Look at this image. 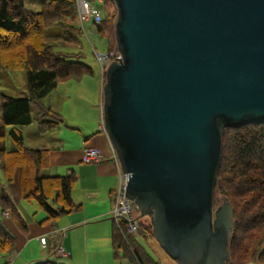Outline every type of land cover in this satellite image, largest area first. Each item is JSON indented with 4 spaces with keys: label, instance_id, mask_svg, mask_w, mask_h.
<instances>
[{
    "label": "water",
    "instance_id": "water-1",
    "mask_svg": "<svg viewBox=\"0 0 264 264\" xmlns=\"http://www.w3.org/2000/svg\"><path fill=\"white\" fill-rule=\"evenodd\" d=\"M113 2L104 127L127 196L174 261L231 264L234 209L214 195L225 129L264 123V0Z\"/></svg>",
    "mask_w": 264,
    "mask_h": 264
},
{
    "label": "trees",
    "instance_id": "trees-1",
    "mask_svg": "<svg viewBox=\"0 0 264 264\" xmlns=\"http://www.w3.org/2000/svg\"><path fill=\"white\" fill-rule=\"evenodd\" d=\"M27 0H0V71L24 70L27 94H0V212L27 231V224L12 201L7 186L21 170L20 197L36 203L46 214L40 224H53L63 216L82 209L73 198L77 177H46V151L25 146L21 127L37 122L40 130L57 128L61 117L42 101L60 82L82 81L94 76L85 62L83 33L78 23L76 0H48L39 12L26 8ZM103 19L96 25L107 50L117 47L118 9L113 0H101ZM56 30L57 33H53ZM37 110L36 116L32 107ZM14 148H8V140ZM223 160L217 176L214 204L225 197L234 209V231L230 243L231 264H264V123L227 128L223 136ZM138 237L127 235V224L114 222V258L131 264H161L141 240L155 239L153 226L140 216ZM17 238L0 218V254L7 255ZM37 264H59L49 260Z\"/></svg>",
    "mask_w": 264,
    "mask_h": 264
},
{
    "label": "crops",
    "instance_id": "crops-1",
    "mask_svg": "<svg viewBox=\"0 0 264 264\" xmlns=\"http://www.w3.org/2000/svg\"><path fill=\"white\" fill-rule=\"evenodd\" d=\"M47 1L35 2L39 5L35 12ZM94 35L99 38L97 32ZM102 78L104 83L103 72ZM77 86L63 83L42 101L61 117L57 128L43 132L40 125L35 127V122L21 127V131L28 149L47 152L49 166L43 171L44 176L76 174L73 198L82 209L53 224H40L46 214L35 202L21 199V170L16 169L14 182L6 189L28 228L22 231L9 213L2 217L17 243L10 253L0 257V264H37L47 260L59 264H131L127 259L114 258L112 231L114 222L118 224V221L112 217V209L114 191L119 185L118 165L113 159L115 152L102 125V114L100 116L97 109L94 117L80 111L78 98L74 96L78 93ZM24 95L26 92L20 96ZM88 147L99 149L106 158L84 163L83 152ZM41 237H47L46 246L41 244ZM59 249L67 255L61 256Z\"/></svg>",
    "mask_w": 264,
    "mask_h": 264
},
{
    "label": "rangeland",
    "instance_id": "rangeland-1",
    "mask_svg": "<svg viewBox=\"0 0 264 264\" xmlns=\"http://www.w3.org/2000/svg\"><path fill=\"white\" fill-rule=\"evenodd\" d=\"M45 0H27L25 5L27 9L32 11L38 8V4H41ZM37 2L38 4H35ZM95 6L102 10V2L100 0L93 1ZM41 10V7H40ZM103 11V10H102ZM53 33H57L56 30H53ZM83 53L85 54V62L92 67L94 71V76H87L84 78L83 82H77L74 80L63 81L59 83V86L63 83H72V85H79L76 88L78 93H74L75 98L80 104V111L86 116L95 115L96 109L99 111L100 116L102 114V106L104 105V86L106 83V77H104V83L102 78V72L99 62L96 59L94 50L99 53H104L107 51L106 41H103L97 38L93 33L88 30V35L83 36L82 38ZM27 74L24 70H13V71H0V94H6L10 96H20L22 93L26 92ZM85 88V89H84ZM46 102V101H45ZM32 113L35 116L37 113L36 108L32 107ZM35 127H38V123L34 124ZM8 140V148L13 149L14 146ZM226 201V198L219 196L217 203L214 204V211L222 206ZM37 206V204L34 203ZM147 219L149 224H152V219L150 217H144ZM144 247L149 251V253L158 260L161 264H178L174 261L166 251L160 246L156 239L141 240ZM0 257L3 258V255L0 254Z\"/></svg>",
    "mask_w": 264,
    "mask_h": 264
},
{
    "label": "built area",
    "instance_id": "built-area-1",
    "mask_svg": "<svg viewBox=\"0 0 264 264\" xmlns=\"http://www.w3.org/2000/svg\"><path fill=\"white\" fill-rule=\"evenodd\" d=\"M94 0H76V6L78 10V23L82 30L84 36L88 35V30L91 33L96 34V25L99 24L103 19V12L98 7L95 6ZM97 61L99 62L102 71L105 72L106 69L112 64H122L124 56L122 52L116 47L112 51H106L104 53H99L94 50ZM102 124L104 123V112L102 107ZM104 127V124H103ZM106 157L97 148H85L83 152V162L84 163H95L104 160ZM113 159L118 165V177L119 185L114 191V203L112 209V217L115 218L118 223L123 221L127 224L126 233L134 237H138L139 234V223L137 218V210L135 203L130 200L127 196V187L129 181V175L126 174L119 163V159L116 153ZM3 216H8L4 213ZM40 242L43 246L47 244V238L41 237ZM58 253L61 256H66L67 253L63 249H59Z\"/></svg>",
    "mask_w": 264,
    "mask_h": 264
},
{
    "label": "flooded vegetation",
    "instance_id": "flooded-vegetation-1",
    "mask_svg": "<svg viewBox=\"0 0 264 264\" xmlns=\"http://www.w3.org/2000/svg\"><path fill=\"white\" fill-rule=\"evenodd\" d=\"M214 260H215V259L209 257L208 262H206V264H215V261H214ZM176 262H177V261H176ZM201 262H202L201 258H192V259L188 262V264H201ZM177 263H178V262H177ZM178 264H180V263H178Z\"/></svg>",
    "mask_w": 264,
    "mask_h": 264
}]
</instances>
